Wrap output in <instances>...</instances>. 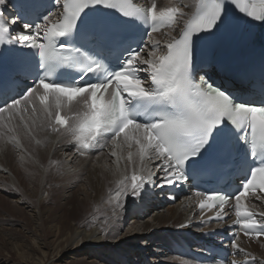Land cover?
Returning <instances> with one entry per match:
<instances>
[{"label": "snow or ice", "instance_id": "6c2138e0", "mask_svg": "<svg viewBox=\"0 0 264 264\" xmlns=\"http://www.w3.org/2000/svg\"><path fill=\"white\" fill-rule=\"evenodd\" d=\"M9 2L0 0V61L12 56L15 67L0 73V138L21 148V135L40 145L38 131L65 129L82 155L107 148L117 168L126 161L131 175L116 181L106 201L113 217L129 197H146L151 188L186 182L198 172L216 173L231 161L243 173L239 186L197 190L196 206L209 220H223L227 206L244 236L264 237V211L247 203L250 196L253 207L264 202V100L239 98L194 75L197 41L227 27L230 9L264 22V0H198L179 38L164 42V54L151 37L185 16L179 6L49 0L50 10L44 0H23L18 8L13 3L12 15ZM133 24L144 26L150 39L126 35ZM260 90L264 95V75ZM213 209L214 216H204ZM233 237L234 254L256 264Z\"/></svg>", "mask_w": 264, "mask_h": 264}, {"label": "bare ground", "instance_id": "6f19581e", "mask_svg": "<svg viewBox=\"0 0 264 264\" xmlns=\"http://www.w3.org/2000/svg\"><path fill=\"white\" fill-rule=\"evenodd\" d=\"M195 1L196 0H178V2L175 3V5L173 3L166 4L163 2H160L159 4H162L163 7L177 6V4H181V8L183 12L185 14H189L194 9ZM157 38H158V35H155V40ZM220 46H222L229 54H233L238 50V48L235 45H232L230 43L229 44L222 43ZM61 130L58 133H50L49 131H38L36 133V138L43 141V143L40 145L36 144L30 138H25L23 135H21L22 147L21 148H17L15 146L13 147L15 151L16 160H18L19 163L20 161L21 163L23 162L22 165L15 164L16 160L14 161L13 160L14 156L10 155L12 154V152L8 150V148L6 147L7 146L6 143L2 145V147H0V148H4V151H6L3 155H0V161L5 162L6 165L7 164L9 165V163L14 162L13 164H14L15 174L18 169L23 170L24 171L23 174H25L21 178H17L14 176V174H12L13 173L12 171L6 168H1L0 166V171L2 172L1 174L6 176L4 178L5 179L7 178L8 182L12 184L11 189H9L10 193L17 195L16 201L9 202L5 199L4 200L10 206L14 208L16 207L19 208V206H26V208L29 209V212L34 213L36 217L35 219H38L39 216H37L36 212L33 211L32 209L33 207L26 205L28 203L24 199L19 198L18 196L20 194L19 192H21V189H24L25 183L27 184L29 182V180L26 178L27 175L28 176L38 175L39 177H41V179L43 176V179H44L45 174H44V171L42 170L43 160L51 159V162L54 163L56 160H60L61 157L67 158V160L62 159L63 161L62 162L60 161L61 166L59 169L58 167H55L54 165H52L53 168H52L51 174L58 175L59 180H61L62 182H64L66 179H70V181L72 179L73 181L81 182L80 186L82 189L81 190L78 189L81 192L80 193L81 198L79 199L80 203L78 205H80V207L82 208H85V206H89V209H90L92 204L95 203V201L98 202L104 196L109 197V191L112 189H115L116 181L119 180L123 175H129V176L131 175V168L130 166L127 165L126 161H121L119 164V168H117V165L114 163V158L109 155L107 148L102 149V152L101 153L99 152L100 154L98 155L97 158H92L89 156L90 152H94L93 150L85 151V153L82 155L80 150H78V146L72 140L71 135L65 129H61ZM8 145H11V144H8ZM55 150H58L60 152L59 153L60 155H58L60 157L53 154L54 152L55 153L58 152ZM95 150H100V149L97 148ZM75 151L77 155L73 154V152ZM124 155L126 156V152L124 153ZM153 171H155L154 168H153ZM90 180H92L94 184V188L88 187V184L91 183ZM73 183H76V182H73ZM167 186L168 185H163L162 187L151 188L149 195L143 198L133 199L132 197H130L131 202L128 204V205H132L134 208V211H136L137 213L145 212L144 215L148 213L149 214L152 213L150 217V219L152 220L150 222H149V219H147L145 222H141L139 221V218L137 217L133 218L130 222V227L128 231H126L122 237L127 240L136 235V237H138V239L136 240V243L141 242V244L138 246L139 250L142 253H151L150 254L151 258L149 259V261L153 258L152 256L158 257L159 254L163 253L160 249L163 247L165 248V246L167 247V245L162 244L161 242H158V241L160 240V238L161 239L165 238L166 240L168 236L166 232H171V231L173 232V230H175V227L177 225H180V227H182L183 225L184 231L189 232L188 234L183 233L182 235H180L179 233L176 234L177 238H181L185 240L186 243L192 242V239L190 238L191 236H193L194 238H197L196 236L192 235L191 232H194L200 235L204 231L211 230V231L218 232V234L206 235L204 238V241L207 243H211L212 245L217 247L215 242H221L223 240L222 234L225 233L224 229L228 228V231L225 233L227 236L234 233V230L232 229V227L235 221V214H233L232 211H227L228 215L225 217L223 221L207 222V219L202 218L201 211L197 210V206H196L197 198L195 195L191 193L190 190H187L185 193H181L180 195H174L173 199H175L174 201L176 202V203L174 202L175 203L174 208L166 212H163L162 207H160L161 200H164L165 203H168L166 200H169L171 198L168 195L169 189L167 188ZM1 190L3 191V189H1L0 187V191ZM92 193H95V194L92 195ZM151 193H155V196H157V198H152ZM176 198H180V199L177 200ZM66 199H68V197ZM151 200H155V202H153L154 204L151 202ZM253 201L254 199H250L249 201H247L249 208H251L253 211H264V203L256 201L255 207H253ZM0 202L2 203V204L0 203L1 205H7V203L2 201L1 199H0ZM98 204L100 203L98 202ZM75 206H76V203H75ZM204 216L208 217L211 215H206L204 213ZM98 229L99 228H97V225L92 226L90 230L83 229V228H74L72 230L73 231L72 236L69 237V234H68V235L63 236V238L65 237L64 239L63 238L59 239L58 244H61V242H65V244L63 246H58L59 249L57 250V253H56L57 254L56 258L58 259L56 261L61 260L62 258L67 256L70 252L77 253L83 250L85 252H94L95 250H98L99 248L105 247V245H107L106 240H104L105 237ZM134 229H137L138 231L133 232ZM102 232H104V230ZM105 233H108V232H105ZM111 235L113 234L111 233ZM120 239L119 240L116 239L117 240L116 242L114 240L115 248H117V246H119V244L122 243L120 242ZM165 242L167 243V241ZM227 243L228 242H226V244H224L223 246L228 247ZM237 243L239 244L241 248L245 249L246 253L250 254L248 259H251L252 257H254L256 264H264V243H262V241H260L259 239H253L251 241H248L247 238L238 237ZM108 246H110V244ZM58 247L56 246V248ZM201 247L204 249L203 246ZM202 248L199 249L195 247V248H192L191 251L195 253L194 255H198L199 257H204L199 254H205V256H209V253L206 250H202ZM72 249H74V251ZM229 250L234 251L230 247H229ZM45 255L46 254L44 253V256ZM32 259L33 260L30 261L32 262L31 264H46L47 263V261L43 262V260L37 257L35 259L34 258ZM245 259H246L245 254L241 253V254L236 255L234 258H232L231 261L236 260L237 262L243 263ZM168 261L166 260V262ZM185 261H188L191 264H199L198 262H196L195 259H192V258L185 259ZM50 262H52V260ZM50 262L49 264H51ZM207 264H230V263H224V262L215 260L212 263H207Z\"/></svg>", "mask_w": 264, "mask_h": 264}, {"label": "rangeland", "instance_id": "374dc122", "mask_svg": "<svg viewBox=\"0 0 264 264\" xmlns=\"http://www.w3.org/2000/svg\"><path fill=\"white\" fill-rule=\"evenodd\" d=\"M177 6L181 7V4H177ZM4 141L5 140L3 138H0V147L6 143ZM6 144L8 150L12 152L10 155L14 156L13 160L15 161L16 157L13 145H8V143ZM93 151L94 152H90L89 156L92 158H97L102 152V149ZM5 152L6 151H4V148H0V155H3ZM59 153L60 152L58 151L56 153L54 152L53 154L58 156L60 155ZM73 154L77 155L76 151L73 152ZM62 159L67 160V158L64 157H61L60 160H56L54 163L51 162V159L43 160L42 170L45 174L44 179L43 176L41 179V177L38 175H27L26 178L29 180V182L27 184L25 183L24 189H21V192H19L20 194L18 197L24 199L28 203L26 205L33 207V211H35L37 216H39L38 219H35L36 217L34 213L29 212V209L26 208V206L14 208L5 201H16L17 195L10 193L9 189H11L12 184L8 182L7 178H4L6 176L1 174L2 172L0 171V187L3 189V191H0V199L7 203V205H1L2 203L0 202V264H31L32 262L30 261L33 260L32 258L35 259L36 257L43 260V262L47 261L46 264H49L51 260V264H191L190 262L185 261V259H188V256L184 253L177 252L176 248L178 249V245H176L177 247L175 246V248L172 243L174 241H181V238H177L176 234L179 233L182 235L183 233H189L184 231V227H180V225H177L173 232H166L168 235L166 240L165 238H160L161 241L156 240L162 244H166L167 247L165 246V248H161L160 250L163 253L159 254L158 257L152 256L153 258L150 261L149 259L151 258V253H142L139 250L138 246L141 244V242L136 243V240L138 239L136 235L127 240L122 238L123 234L128 231L130 222L133 218L137 217L141 222H145L147 219H149V222L152 220L150 219L152 213H148L146 215H144L145 212L137 213L134 211L132 205H128L131 202L130 197L127 201L126 208L118 210L119 215L116 217H113L112 215L113 206L105 202L109 199L108 196L102 197L98 201L100 204L95 201L90 209L89 206H85V208L80 207L78 204L80 203L79 199L81 198V182L73 181L72 179L71 181L70 179H66L64 182H62L59 180L58 175L51 174L53 168L52 165L58 167L59 169L61 162L63 161ZM13 163L6 165L5 162L0 161V166L1 168H6L12 171V174H14V176L17 178L24 176V171L21 169H18L15 174ZM15 164L22 165L23 162L21 163L20 161L19 163V161L16 160ZM90 181L91 183L88 184V187L94 188L92 180ZM94 194L95 193H92V195ZM67 197L68 199H66ZM151 197L157 198L155 193H151ZM179 199L180 198L177 200ZM166 201L168 203H165L164 200H161L160 202V207H162L163 212L174 208L176 203L175 201V203L169 200ZM151 202L153 203L155 200H151ZM104 218H108V224L106 225L103 223ZM96 225L97 228H99L98 230H100V232L105 237L104 240H106L107 244L105 247L99 248L94 252H85L84 250L77 253L70 252L61 260L56 261L58 259L56 258V253L59 249L58 246H63L65 244V242L58 244L59 239H62L63 236L68 234L69 237L72 236V230L74 228L90 230L92 226ZM103 230L104 232H102ZM136 231L138 230L134 229L133 232ZM111 233L113 235H111ZM191 233L194 236H204L205 231L200 235L194 232ZM116 239H120V242H122L119 244V246H117V248L114 246V240L116 242ZM165 241H167V243ZM262 243H264V240H262ZM109 244L110 246H108ZM189 245L190 247H194L193 244ZM56 246L58 248H56ZM72 250L74 251V249ZM44 253L46 254L45 256ZM166 260L169 261L166 262Z\"/></svg>", "mask_w": 264, "mask_h": 264}]
</instances>
